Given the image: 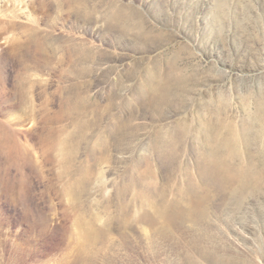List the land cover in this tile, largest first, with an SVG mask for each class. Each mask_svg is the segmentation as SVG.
Masks as SVG:
<instances>
[{
	"label": "rangeland",
	"instance_id": "1",
	"mask_svg": "<svg viewBox=\"0 0 264 264\" xmlns=\"http://www.w3.org/2000/svg\"><path fill=\"white\" fill-rule=\"evenodd\" d=\"M22 1L0 264H264V0Z\"/></svg>",
	"mask_w": 264,
	"mask_h": 264
},
{
	"label": "bare ground",
	"instance_id": "2",
	"mask_svg": "<svg viewBox=\"0 0 264 264\" xmlns=\"http://www.w3.org/2000/svg\"><path fill=\"white\" fill-rule=\"evenodd\" d=\"M9 3H10V7H12L10 10L6 8L7 4H9ZM24 4L25 3L22 0L21 1L20 0H0V15L4 16V17H8L12 21L16 20L19 17H22L23 15L26 17L27 15H25L26 10H25ZM13 23H14V21H13ZM28 38H29V42L31 43L30 46L27 47V49L25 48V49L21 50L20 53L24 56H27L28 59H31V61L37 60V59H33V58H35L34 57L35 54H40V52L44 48V44H43L44 42H42L38 38V36H36V35H32ZM13 48H14V51L15 50H16V52L19 51V49H16L15 47H13Z\"/></svg>",
	"mask_w": 264,
	"mask_h": 264
}]
</instances>
